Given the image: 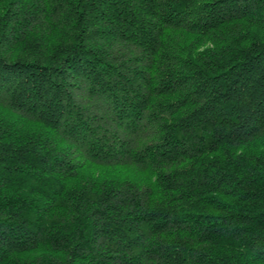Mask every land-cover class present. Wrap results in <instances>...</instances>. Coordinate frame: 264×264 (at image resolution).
Masks as SVG:
<instances>
[{
    "label": "trees",
    "instance_id": "1",
    "mask_svg": "<svg viewBox=\"0 0 264 264\" xmlns=\"http://www.w3.org/2000/svg\"><path fill=\"white\" fill-rule=\"evenodd\" d=\"M0 264H264V0H0Z\"/></svg>",
    "mask_w": 264,
    "mask_h": 264
}]
</instances>
